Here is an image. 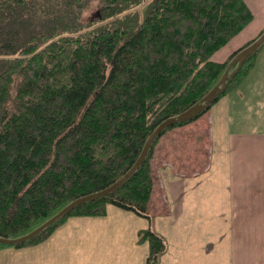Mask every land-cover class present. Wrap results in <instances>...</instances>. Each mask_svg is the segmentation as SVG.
Masks as SVG:
<instances>
[{
    "label": "trees",
    "instance_id": "1",
    "mask_svg": "<svg viewBox=\"0 0 264 264\" xmlns=\"http://www.w3.org/2000/svg\"><path fill=\"white\" fill-rule=\"evenodd\" d=\"M95 1L99 16L87 23ZM253 19L245 0H0V237L22 236L121 177L163 120L218 82L236 51L211 56ZM255 53L217 100L247 75ZM161 136L116 190L12 246L43 241L70 216H104L108 205L151 221ZM143 240L144 264H158L165 239L148 227Z\"/></svg>",
    "mask_w": 264,
    "mask_h": 264
},
{
    "label": "crops",
    "instance_id": "2",
    "mask_svg": "<svg viewBox=\"0 0 264 264\" xmlns=\"http://www.w3.org/2000/svg\"><path fill=\"white\" fill-rule=\"evenodd\" d=\"M219 50L212 60L222 61ZM261 63L253 61L243 88L238 83L198 116L209 132L202 141L208 157L201 166L189 170V154H194L192 158L197 150L183 153L176 136L160 150L158 141L152 169L160 190L157 203L152 199L153 188L150 194L147 210L151 221L108 205L104 216L67 217L36 244L1 247L0 264H52L53 258L55 264H144L148 243L138 241L137 232L148 227L166 242L158 264H264V61ZM256 67L260 73L257 70L258 75L250 76ZM174 158L182 162H174ZM156 206L161 210L155 211ZM104 226L106 235L96 233ZM95 244L100 251H95Z\"/></svg>",
    "mask_w": 264,
    "mask_h": 264
},
{
    "label": "rangeland",
    "instance_id": "3",
    "mask_svg": "<svg viewBox=\"0 0 264 264\" xmlns=\"http://www.w3.org/2000/svg\"><path fill=\"white\" fill-rule=\"evenodd\" d=\"M245 1L251 8L253 15H254V19L247 25L245 29H243L240 33L234 36L226 45L223 46L222 49L219 50L220 51L219 55H221L220 58L222 59V61L226 60L237 49H239L240 47H243L246 43L256 38L264 30V18H263L264 17V0H245ZM99 13H100V6L98 2L96 1L92 2L89 5V7L84 11L82 19L87 23L95 22L99 16L98 15ZM227 51L229 52L225 56V53ZM255 61L257 62V64H262L261 62L264 61V44L261 45L260 48L256 51L254 55V62ZM257 70L259 74L260 67H256L250 71L249 75L250 76L258 75L255 73ZM246 79L247 77H244L243 79H241L240 84H239L241 86L240 88H243L246 82H248L249 78L247 80ZM242 82L244 83L242 84ZM258 95L260 96L261 94H258ZM202 114L201 116H203ZM199 118L197 117L193 119L192 121H190L189 122L190 125H181V126H177V127H173L169 129L165 134L161 136L160 142H159L160 144L159 150H160V149L165 148L166 143H168L166 142L167 140L170 141L172 137L176 136L175 140L179 142L178 145L181 147L179 149L182 150L183 153L189 154L188 153L189 151L197 150V153L194 157L191 158V156L194 154H189L188 160L190 162L188 163V166H189L190 171L194 169L195 167L198 168L199 166H201L206 161V156L208 157V155L205 153L207 148H205L202 144V141L208 138V135H209V132L207 130L208 126L205 121H199L198 120ZM184 141H189V143L187 142L185 144L183 143ZM193 142H196V143H193ZM157 146H155L154 151L156 150ZM159 153L160 152L158 151V154ZM152 160H151V165H152ZM173 161L182 162V159L177 160L176 158H174ZM179 162L176 165L179 166L180 164ZM184 165L187 166L186 163ZM159 190H160L159 178H157L156 180H154V186H153L154 193L152 195V199L154 200L155 203H157V200L159 198L158 196ZM160 210L161 208L156 206L155 211H160ZM148 212L150 213L149 209L147 210V213ZM138 216H140L141 218H146L143 215H138ZM138 232H137V236H138ZM96 233L106 235V226L102 228H98L96 230ZM86 234H88V236H93L92 234H90V232H87ZM10 246L12 245H4V247H10ZM95 251H100L99 244H95ZM55 261L56 260L53 258L52 264H55Z\"/></svg>",
    "mask_w": 264,
    "mask_h": 264
},
{
    "label": "water",
    "instance_id": "4",
    "mask_svg": "<svg viewBox=\"0 0 264 264\" xmlns=\"http://www.w3.org/2000/svg\"><path fill=\"white\" fill-rule=\"evenodd\" d=\"M264 44V30L253 40H251L250 43L247 45H244L243 47H240L236 50V53L232 56L230 61L228 62L223 74L221 75L218 82L194 105L186 109L185 111L181 112L180 114L172 117H168L165 120H163L147 137L143 148L133 163V165L116 181H114L111 185L108 187L81 196L79 198L74 199L69 204H67L65 207L60 209L58 212H56L54 215H52L49 219H47L45 222L31 230L30 232L16 237V238H3L0 237V243L6 244V245H17L24 242H27L33 238H35L40 232L48 228L49 226L56 223L58 220L66 216L71 210L74 208L80 206L81 204H84L88 201H92L101 197H104L114 190H116L118 187H120L127 179L130 178V176L139 168V166L144 162L150 148L152 147L154 141L159 138L162 133L169 127H172L176 124H182L192 121L193 119L200 116L202 113L207 111L211 105L217 100L219 95L225 91V89L228 86L229 81L237 74V72L241 69L244 62L252 55L254 54L261 45Z\"/></svg>",
    "mask_w": 264,
    "mask_h": 264
}]
</instances>
